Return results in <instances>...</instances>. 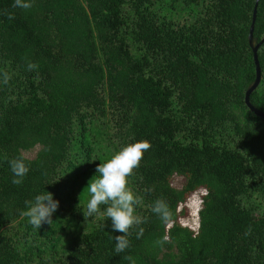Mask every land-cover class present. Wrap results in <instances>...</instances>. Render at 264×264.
I'll return each mask as SVG.
<instances>
[{
  "label": "trees",
  "instance_id": "1",
  "mask_svg": "<svg viewBox=\"0 0 264 264\" xmlns=\"http://www.w3.org/2000/svg\"><path fill=\"white\" fill-rule=\"evenodd\" d=\"M31 2L0 0V73L11 76H0V264H264V119L243 100L255 77L254 0ZM251 34L264 36V0ZM255 54L248 100L264 114V41ZM140 140L151 148L129 187L147 222L117 254L111 221L83 215L87 189L97 164ZM18 157L29 166L19 186L9 166ZM196 189L191 230L175 219ZM45 191L59 208L37 229L21 212ZM158 198L173 224L151 212ZM165 235L171 243L155 245Z\"/></svg>",
  "mask_w": 264,
  "mask_h": 264
},
{
  "label": "clouds",
  "instance_id": "2",
  "mask_svg": "<svg viewBox=\"0 0 264 264\" xmlns=\"http://www.w3.org/2000/svg\"><path fill=\"white\" fill-rule=\"evenodd\" d=\"M14 8L30 9L31 0H14ZM8 19H14V15L9 13ZM29 71L37 70L38 64L27 62ZM5 85L11 79L7 73H0ZM151 148L147 140H140L134 143H128L115 151L105 162L97 164L95 172L98 176L88 185V199L85 204L84 217L102 216L111 221V228L114 232L121 233L114 236V251L119 254L124 252L130 242L128 236L130 229L137 228V239L144 232L140 225L147 222L146 217L136 213V207L141 205L143 197L136 195L129 187V178L135 174L139 168L144 153ZM10 170L13 173L11 183L21 185L24 177L29 172V166L25 163L24 157L13 158L9 161ZM146 191L151 192L149 188ZM26 210L21 215L28 218V222L34 228H41L42 225H50L53 221V214L59 208V201L53 198L51 192H44L35 196L34 200L25 201ZM102 206L103 209H102ZM150 210L155 214L163 224L170 225L174 223L173 212L169 204L163 199H156L150 206ZM251 233V227L247 229L245 235ZM166 243H171L170 235H165L155 241V245L162 247ZM130 264H135L131 256H126Z\"/></svg>",
  "mask_w": 264,
  "mask_h": 264
},
{
  "label": "rangeland",
  "instance_id": "3",
  "mask_svg": "<svg viewBox=\"0 0 264 264\" xmlns=\"http://www.w3.org/2000/svg\"><path fill=\"white\" fill-rule=\"evenodd\" d=\"M39 146H34L27 151H21V154L27 158L34 156L35 151ZM183 177L177 174H173L170 177V184L173 187L179 188L183 184ZM203 194L202 189H196L187 194L184 200L177 206V215L175 222L177 224L187 226L191 230H195L197 226V210L200 206L201 196Z\"/></svg>",
  "mask_w": 264,
  "mask_h": 264
},
{
  "label": "water",
  "instance_id": "4",
  "mask_svg": "<svg viewBox=\"0 0 264 264\" xmlns=\"http://www.w3.org/2000/svg\"><path fill=\"white\" fill-rule=\"evenodd\" d=\"M257 1L258 0H254V6H253V9H252V19H251V23H250V26H249V30H248V34H247V42H248V45L252 51V54H253V60H254V65H255V77H254V80L247 86V88L245 89V93H244V103L245 105L247 106V108L252 112L254 113L255 115L261 117L264 119V114L262 112H260L259 110H257L255 107H253L250 103H249V100H248V95L250 93V91H252L254 89V87L257 85L258 83V79H259V68H258V65H257V60H256V54H255V51L258 47V45L264 41V36L261 37V39L257 42L256 39L252 36L251 34V30H252V22H253V19H254V13H255V6L257 4Z\"/></svg>",
  "mask_w": 264,
  "mask_h": 264
}]
</instances>
